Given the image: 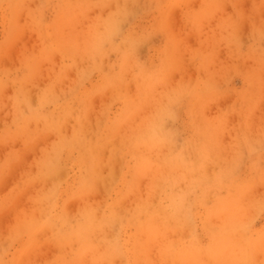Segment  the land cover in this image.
<instances>
[{
    "label": "rangeland",
    "instance_id": "rangeland-1",
    "mask_svg": "<svg viewBox=\"0 0 264 264\" xmlns=\"http://www.w3.org/2000/svg\"><path fill=\"white\" fill-rule=\"evenodd\" d=\"M0 264H264V0H0Z\"/></svg>",
    "mask_w": 264,
    "mask_h": 264
},
{
    "label": "bare ground",
    "instance_id": "bare-ground-1",
    "mask_svg": "<svg viewBox=\"0 0 264 264\" xmlns=\"http://www.w3.org/2000/svg\"><path fill=\"white\" fill-rule=\"evenodd\" d=\"M134 5V4H133ZM137 5V4H136ZM192 5V4H191ZM131 6V5H130ZM133 8V7H132ZM146 8V7H145ZM132 11V10H131ZM85 129V128H84ZM91 135V134H90ZM88 136V135H87ZM87 138V137H86ZM25 158V157H24ZM21 163V162H20ZM99 165H100V163H98ZM109 164V163H108ZM111 165V164H110ZM13 167V166H12ZM104 168V167H103ZM104 170V169H103ZM115 170V169H114ZM103 177V176H102ZM106 177H107V175H106ZM104 186V185H103ZM106 186V185H105ZM18 205V204H17ZM15 206V205H14ZM16 207V206H15ZM11 209H12V207H11ZM11 210H9V212H10ZM3 215V214H2ZM8 215V214H7ZM7 217V216H6Z\"/></svg>",
    "mask_w": 264,
    "mask_h": 264
}]
</instances>
